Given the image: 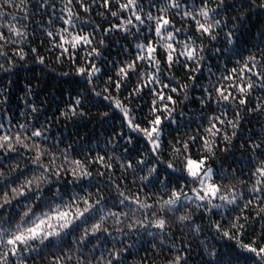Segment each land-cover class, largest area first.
Listing matches in <instances>:
<instances>
[{
  "label": "snow or ice",
  "instance_id": "1",
  "mask_svg": "<svg viewBox=\"0 0 264 264\" xmlns=\"http://www.w3.org/2000/svg\"><path fill=\"white\" fill-rule=\"evenodd\" d=\"M96 3L61 0L57 14L55 0H0V73L29 55L46 64L41 48L50 44L56 62L66 56L71 66L62 75L79 78L55 119L83 120L97 107L116 125L102 146L80 153L75 142L60 147L51 121L22 112L25 122L0 123V264H127L145 233L153 254L132 264H190L194 248L196 264H264V25L253 32L245 23L264 13V0H99L102 23L85 32L76 9ZM48 7V39L32 46L29 9ZM115 33L123 59H106ZM190 90L201 93L199 122L181 134L177 108ZM145 97L147 112L136 103ZM253 116L259 131L241 139ZM238 139L243 174L226 163ZM222 240L232 242L227 250Z\"/></svg>",
  "mask_w": 264,
  "mask_h": 264
},
{
  "label": "trees",
  "instance_id": "2",
  "mask_svg": "<svg viewBox=\"0 0 264 264\" xmlns=\"http://www.w3.org/2000/svg\"><path fill=\"white\" fill-rule=\"evenodd\" d=\"M32 2L35 3L36 0H32ZM232 2L233 0H229V3ZM55 3V10L57 14H60L61 0H55ZM235 3L239 5L241 0H235ZM76 10L81 13L80 26L85 32L92 31L96 24L102 23L101 18L97 15V13L101 11V8L99 7V0H97L96 4L92 5V10L89 13H83L82 9ZM10 11L14 12L18 19L22 16V13L16 9H11ZM29 11L32 13V17L31 20L27 22L28 35L32 38V46H36L42 39H48L42 34L41 24H43L45 27L47 26V20L49 19L52 10L50 7H48L47 11L41 9L39 13H37L34 8H30ZM228 14L234 15L235 12L230 11ZM21 23H23V21H21ZM245 23L249 26H252V31L255 32L262 25H264V13H261L259 10L251 12ZM107 26L108 25L104 23V27ZM95 35L97 38H99L101 33L97 31ZM119 39V33H115L111 37L112 46L104 52V57L106 59H123L122 56H118V53L121 51L120 44L115 43V41ZM122 43L123 41L121 40V44ZM50 47L51 45L46 43L41 48V54L45 55L46 57V64L40 65L34 63L33 56L29 55L25 61L18 62L16 69L10 76L0 73V123H4L6 126H9V120L11 126H15L17 123H23L26 119L25 116H21V113L23 112L28 114V120H32L34 117L35 120L39 121V123L51 121L52 137H62L64 140V143L60 145L61 148L65 147L68 143L75 142L73 146L76 148V151L83 153L87 152L89 146L94 147L93 142L95 140H99L102 146L105 143V140L112 133L113 127L116 125L112 120H108L106 122L102 121L97 115V107H90L89 118H85L83 120H64L63 117H61L59 120L55 119V117L59 116L58 109L62 110L64 108V102L68 100L69 91H72L73 95H75L74 90L77 87L75 81L79 78L71 74L68 76L62 75L64 72L71 73V66L67 62L66 56L64 57L65 62L63 64H58L55 57L59 55V51H49L48 49ZM25 51H28L27 46L25 47ZM80 54L83 55V49L81 50ZM98 66L102 69L105 67V65L102 63L98 64ZM228 66L231 67V64ZM213 72L219 75V71L216 68H213ZM207 75V68L205 67V71L200 77L201 83L204 82ZM179 76H182V73H178V77ZM9 79L12 80L11 84H8ZM213 79H215V77H213ZM100 87L102 88L103 84H101ZM29 88L31 89V94H28ZM97 90L100 89L98 88ZM258 94L259 93H257V95ZM125 95H127L126 92ZM200 95L201 93L199 90L189 91L190 99L184 102L186 107L181 106L183 107V111L185 113L183 117H179L181 107L177 108V118L183 120L185 125L180 129L181 134H183L185 131H188L189 128L190 131L196 130V124L199 122L197 117L200 115V106L197 97ZM5 97L7 98L6 102ZM180 99L183 100V96H181ZM98 100L99 98H96L93 103H96ZM104 103H107V101H104ZM136 103L144 104L145 106L143 111L147 112V97H145L143 101H137ZM32 106H35L38 109V112L32 113ZM99 111H106V109L100 107ZM251 119L253 121L251 125L247 122L243 124L240 132L241 139H245L248 135H250V130L257 132L259 131V125L255 123L257 118L253 116ZM117 131H119L118 127ZM125 134H130L128 133L127 129H125ZM114 143H118L122 146L125 141L117 138ZM240 143L241 140L239 139L235 141L236 149L228 154L226 163L232 165V167L238 169L240 173L243 174L247 171V164L245 160L247 154L242 153L239 150ZM129 147L133 148L134 146L130 145ZM135 147H139V144L135 145ZM223 147V143H220V148ZM116 150L119 153L122 151V147H118ZM93 155H95V152H93ZM132 155H135L134 150ZM116 174H120V170L118 168ZM129 180H131V176H129ZM219 218L220 217L218 215L213 217V219ZM256 230L259 231V224L256 225ZM205 235H207V233H205ZM177 236H179V234H177ZM201 239H204V236H201ZM128 242L132 243L133 240H129ZM151 243H153L152 238L147 236L146 233L143 234V240L139 243H136L134 248L131 250L132 255L126 256L127 264H132L134 259L139 260L140 257L145 256L146 254L148 257H151L154 251L149 250L151 248ZM155 243L158 244L159 241L157 240ZM231 243L232 242L227 240L218 242L219 246L225 250L229 248ZM191 256L192 259L190 264H196L199 257L195 251V248L193 249ZM29 264H32V262L29 261Z\"/></svg>",
  "mask_w": 264,
  "mask_h": 264
}]
</instances>
